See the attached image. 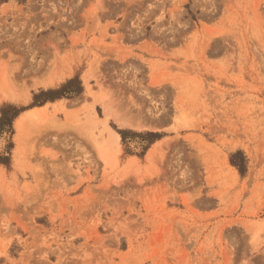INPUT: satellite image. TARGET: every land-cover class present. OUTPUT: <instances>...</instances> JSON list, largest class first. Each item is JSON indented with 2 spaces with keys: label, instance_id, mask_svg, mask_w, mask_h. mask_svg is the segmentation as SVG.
Wrapping results in <instances>:
<instances>
[{
  "label": "rangeland",
  "instance_id": "rangeland-1",
  "mask_svg": "<svg viewBox=\"0 0 264 264\" xmlns=\"http://www.w3.org/2000/svg\"><path fill=\"white\" fill-rule=\"evenodd\" d=\"M74 74L0 129V264H264V0L0 2V105Z\"/></svg>",
  "mask_w": 264,
  "mask_h": 264
},
{
  "label": "trees",
  "instance_id": "trees-1",
  "mask_svg": "<svg viewBox=\"0 0 264 264\" xmlns=\"http://www.w3.org/2000/svg\"><path fill=\"white\" fill-rule=\"evenodd\" d=\"M6 0H0L3 2ZM24 2L25 0H17ZM84 92L82 82L78 74H74L70 78H67L63 82L59 83L57 86L48 88H39L38 90L31 93L30 102L27 105H16L14 103L5 102L0 105V129L7 127L8 132L12 133V122L24 111L43 106L46 103L54 102L60 99H72ZM119 134L121 141L124 143L127 136L134 135L145 140V145L143 147V153L148 149V147L155 141L161 139L165 136L163 132H153V131H132L129 129H115ZM10 146V145H9ZM8 157H0V162H6ZM229 164L234 167L240 176H243L246 172V157L241 150H235L231 152L228 156Z\"/></svg>",
  "mask_w": 264,
  "mask_h": 264
},
{
  "label": "bare ground",
  "instance_id": "bare-ground-1",
  "mask_svg": "<svg viewBox=\"0 0 264 264\" xmlns=\"http://www.w3.org/2000/svg\"><path fill=\"white\" fill-rule=\"evenodd\" d=\"M12 2H14V1H12ZM11 2V3H12ZM37 69H35L34 70V72H36L37 73ZM53 79V78H52ZM46 80V81H42V80H38V79H34L33 80V82H32V84L35 86H39V85H43V84H45V83H54L53 81L54 80ZM102 106H103V116L104 117H108V116H110V110H109V108H108V103H106V100H104L103 102H102ZM114 119H115V121H116V123L118 124V125H123V126H128V127H131V128H134V129H149V130H158L160 127H162V126H160V125H162V122H161V119L158 121V123H151V122H145V121H141V120H135V119H133V120H126V118L124 119V117H123V119L122 118H120V116H116V115H114ZM132 119V118H131ZM49 120V119H48ZM19 138V137H18ZM108 138H109V141H112V142H115L116 140H117V138H118V135H117V133H115L114 131H112V130H108ZM163 140V139H162ZM162 140H159V141H157V142H155L154 144H153V146L152 147H154L152 150H150V151H153V152H155L156 150H158V149H160V148H158V149H155V148H157L156 146L160 143L161 145L163 144H165V143H162L163 141ZM167 143V142H166ZM159 144V145H160ZM17 146H19V142H17ZM159 147V146H158ZM18 148H20V147H18ZM154 149H155V151H154ZM152 152V153H153ZM14 153H18V149H16V151L14 152ZM149 153H151V152H149L148 151V154Z\"/></svg>",
  "mask_w": 264,
  "mask_h": 264
},
{
  "label": "crops",
  "instance_id": "crops-1",
  "mask_svg": "<svg viewBox=\"0 0 264 264\" xmlns=\"http://www.w3.org/2000/svg\"><path fill=\"white\" fill-rule=\"evenodd\" d=\"M82 184V183H81Z\"/></svg>",
  "mask_w": 264,
  "mask_h": 264
}]
</instances>
